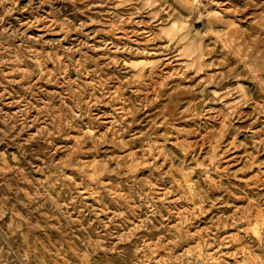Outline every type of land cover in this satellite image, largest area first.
Wrapping results in <instances>:
<instances>
[{
	"label": "clouds",
	"instance_id": "9594fccd",
	"mask_svg": "<svg viewBox=\"0 0 264 264\" xmlns=\"http://www.w3.org/2000/svg\"><path fill=\"white\" fill-rule=\"evenodd\" d=\"M0 264H264V0H0Z\"/></svg>",
	"mask_w": 264,
	"mask_h": 264
}]
</instances>
